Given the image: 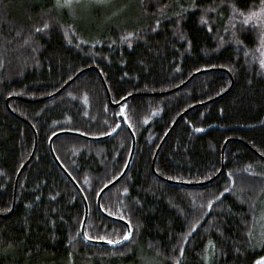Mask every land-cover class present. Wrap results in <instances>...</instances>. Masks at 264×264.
Listing matches in <instances>:
<instances>
[{"label":"trees","instance_id":"obj_1","mask_svg":"<svg viewBox=\"0 0 264 264\" xmlns=\"http://www.w3.org/2000/svg\"><path fill=\"white\" fill-rule=\"evenodd\" d=\"M129 4L130 12L82 23L55 0H0V264H205L209 241L210 264L264 255L251 243L264 195V161L253 152L264 157V27L243 23L264 0ZM89 67L113 103L134 96L112 108L91 69L44 99ZM201 70L210 71L189 79ZM186 110L154 174L155 151ZM129 130V169L101 197L102 212L128 231L101 215L96 199L126 165ZM62 131L107 136L61 135L52 144L87 202L84 237L82 199L48 148ZM221 165L201 188L157 178L201 182Z\"/></svg>","mask_w":264,"mask_h":264},{"label":"water","instance_id":"obj_2","mask_svg":"<svg viewBox=\"0 0 264 264\" xmlns=\"http://www.w3.org/2000/svg\"><path fill=\"white\" fill-rule=\"evenodd\" d=\"M91 69L94 70V71H96V72L99 74V76H100V78H101V80H102V82H103V86H104V88H105V91H106V95H107L108 103H109V105H110L112 108H118V107L121 106L126 100H128L130 97L134 96V95H129V96H126L125 98L119 100L118 102L113 103V102L111 101V98H110L109 92H108V90H107V86H106V84H105V82H104V80H103V78H102L100 72H99L98 69L95 68V67H89V68H86V69L80 71L78 74H76L75 77H77L78 75L82 74L84 71H86V70H91ZM207 71H210V70H201V71H198V72L194 73L189 79H191L192 77H194L195 75H197V74H199V73H201V72H207ZM75 77H74V78H75ZM74 78H73V79H74ZM73 79H72V80H73ZM72 80H70L69 82H67L66 84H64V86H62V88H60V89H59L56 93H54L52 96H49V97L44 98V99L47 100V99H49V98H51V97H54V96L58 95L60 92H62V91L67 87V85H69V84L71 83ZM188 81H189V80H187L184 84L180 85L179 87H177V88L171 90L170 92H173V91H176V90L180 89V88L183 87ZM232 85H233V81L231 80V84H230L229 88H228L224 93H222V94H220L219 96H217L216 99H218V98L222 97L223 95H225L226 93H228V92L230 91V89L232 88ZM6 104L8 105V100L6 101ZM197 106H198V105L193 106V107H191V108H194V107H197ZM191 108H189L188 110H190ZM188 110H186V111H188ZM178 120H179V118H177V119L175 120V122L172 124V126L170 127V129L168 130V132H167V133L165 134V136L162 138V140H161L160 144L158 145V147H157V149H156V151H155V154H154V156H153V161H154V159H155V157H156V155H157L159 149L161 148V146H162L164 140L166 139V137H167L168 134L170 133L171 129H172L173 126L177 123ZM129 133H130V136H131V148H130L129 157H128V160H127V162H126V165H125L123 171L121 172V174H120L117 178H115L112 182H110L109 184H107L106 186H104V187L100 190V192L98 193L97 199H96V206H97V209L99 210V212H100L104 217H106V218H108V219H110V220H115V221H118V222H120V223H122V224H125L126 227H127V230H128V231H129V227H128V224H127L126 222H124V221L121 220V219H117V218H113V217H111V216H108V215H106V214H104V213L102 212V209H101V197H102V195H103L107 190H109L111 187H113L115 184H117L119 181H121V180L124 178V176L126 175L128 169H129V165H130V162H131V160H132V157H133V154H134V151H135V144H136V142H135V138H134V135L132 134V132H131L130 130H129ZM61 135H75V136H80V137L86 138V139L91 140V141H99V140H103V139L107 138V136H104V137H86V136H83V135H80V134H76V133H70V132H59V133H56V134H54L53 136H51V138L49 139V142H48L49 152H50L52 158L54 159L56 165H57V166L59 167V169H60V170H61V171L67 176V178L69 179V181H70V182L73 184V186L76 188V190H77V192L79 193V195H80V197H81V199H82V202H83V204H84V217H83V221H82V225H81V230H80L81 236H84V227H85V224H86L87 213H88V205H87V202H86V200H85V198H84V196H83V194H82L80 188L77 186V184L74 182V180L72 179V177L66 172V170L62 167V165H61V164L59 163V161L57 160V158H56V156H55V154H54V152H53V148H52V144H53L54 139H56L57 137H59V136H61ZM227 141H228V140H227ZM227 141L224 142V144H223V146H222V150H221V162H222V163H223V151H224V148H225V145H226ZM35 149H36V133H35V131H34V147H33L32 153H31L29 159L26 161V163H25V164L22 166V168L19 170V172H18V174H17V176H16V178H15V186H16V183H17V181H18V178H19V175H20L21 171L23 170V168L28 164V162H29V161L31 160V158L33 157V155H34V153H35ZM254 154H256L259 158H261V159L264 161V157H263V156H261L260 154H258V153H256V152H254ZM222 170H223V165H221V169L219 170V172H218L216 175H214L212 178H210V179H208V180H205V181H201V182H195V183H186V182L183 183V182L171 181V180H168V179H165V178L159 177V176H157V178H159V179H161V180H163V181H165V182H167V183H169V184L183 185V186H185V187H199V188H201V187H204V186H209V185L211 184V182H212L213 180H215V179L220 175V173L222 172ZM152 171H153L154 174H156V173L154 172L153 165H152ZM14 200H15V198H13V201H14ZM12 209H13V208H12Z\"/></svg>","mask_w":264,"mask_h":264},{"label":"rangeland","instance_id":"obj_3","mask_svg":"<svg viewBox=\"0 0 264 264\" xmlns=\"http://www.w3.org/2000/svg\"><path fill=\"white\" fill-rule=\"evenodd\" d=\"M55 1L57 10H65L70 16L76 20L82 21V23L95 21L96 16L107 18L108 14L115 16L124 11L130 12L132 10L131 5L129 4L131 0H68L67 4L65 3V0ZM58 2L61 6H58ZM103 21L106 22L107 20L104 19ZM250 21L262 22L264 27V11L253 16ZM251 243L253 249L264 253V195L261 197L256 211L253 231L251 234ZM212 257V248L208 246L204 256V263L210 264L212 262ZM258 262L259 264H264V255L258 258L254 264H258ZM140 264L150 263L142 257Z\"/></svg>","mask_w":264,"mask_h":264},{"label":"snow or ice","instance_id":"obj_4","mask_svg":"<svg viewBox=\"0 0 264 264\" xmlns=\"http://www.w3.org/2000/svg\"><path fill=\"white\" fill-rule=\"evenodd\" d=\"M65 3L67 4L68 3V0H65ZM58 6H61L59 4V2H58ZM262 11H264V9H262ZM241 15H244V14L241 13ZM255 15H257V13H251V14H249V16L246 19H244L243 23L245 25L249 24V21L251 20L252 16H255ZM201 19L203 20V17ZM45 27H47V25H45ZM129 35H131V33ZM261 43H262V46H264V36H262ZM246 55H247V53H246ZM262 55H264V53H262ZM260 64H261V67H264V59H262L260 61ZM197 131H200V129H197ZM125 191H127V190L125 189ZM224 191H228V189L226 188ZM217 199H218V197H217ZM209 206H211V202H209ZM125 238H127V237H125ZM117 242L118 241H110V243H117ZM209 246H212V242L211 241H209ZM205 251H207V248L205 249ZM181 254H183V250L181 251ZM258 264H259V262H258Z\"/></svg>","mask_w":264,"mask_h":264},{"label":"bare ground","instance_id":"obj_5","mask_svg":"<svg viewBox=\"0 0 264 264\" xmlns=\"http://www.w3.org/2000/svg\"><path fill=\"white\" fill-rule=\"evenodd\" d=\"M78 76H79V75H78ZM78 76H77V77H78ZM74 77H75V76H74ZM74 77H73V78H74ZM77 77H75L74 79L72 78L73 80L70 79V80H72L71 83H72ZM70 80H69V81H70ZM69 81H68V82H69ZM69 85H70V84H69ZM67 86H68V85H67ZM8 101H9V100H8ZM185 112H187V111H184V112H183L182 114H180L177 118L180 119V117H182L183 114H184ZM177 118H176V119H177ZM174 122H175V121H174ZM174 122H173V123H174ZM173 127H174V126H173ZM62 132H69V131H62ZM57 133H59V132H57ZM70 133H72V132H70ZM55 134H56V133H55ZM163 143H164V142H163ZM159 150H160V149H159ZM251 150H253V149H251ZM158 152H159V151H158ZM253 152H256V151L253 150ZM223 153H224V151H223ZM256 153H257V152H256ZM157 154H158V153H157ZM258 154H259V153H258ZM133 155H134V154H133ZM132 158H133V157H132ZM155 158H156V157H155ZM154 160H155V159H154ZM131 161H132V160H131ZM152 165H153V168H154V161L152 162ZM154 172H155V170H154ZM218 172H219V171H218ZM209 179H210V178H209ZM17 182H18V181H17ZM166 183H167V182H166ZM115 185H116V184H115ZM77 186H78V185H77ZM179 186H180V185H179ZM16 187H17V183H16V186H15V184H14V195H13V198H16V197H15V194H16ZM81 192H82V191H81ZM82 194H83V193H82ZM83 196H84V195H83ZM14 201H15V200H14ZM14 201H13V205H14ZM13 205H12V206H13ZM10 213H11V211H10ZM10 213H9V214H10ZM9 214H8V215H9ZM101 215H102V214H101ZM80 230H81V229H80ZM82 237H84V236H82Z\"/></svg>","mask_w":264,"mask_h":264}]
</instances>
